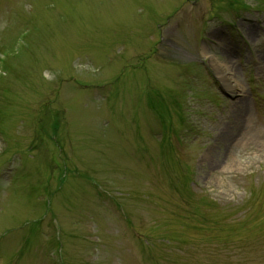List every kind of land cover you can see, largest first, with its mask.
Masks as SVG:
<instances>
[{
    "label": "rangeland",
    "instance_id": "obj_1",
    "mask_svg": "<svg viewBox=\"0 0 264 264\" xmlns=\"http://www.w3.org/2000/svg\"><path fill=\"white\" fill-rule=\"evenodd\" d=\"M0 64V264L45 261L51 212L64 264H264V0H0Z\"/></svg>",
    "mask_w": 264,
    "mask_h": 264
},
{
    "label": "bare ground",
    "instance_id": "obj_2",
    "mask_svg": "<svg viewBox=\"0 0 264 264\" xmlns=\"http://www.w3.org/2000/svg\"><path fill=\"white\" fill-rule=\"evenodd\" d=\"M221 52V51H220ZM210 61L211 64L216 71L217 76L220 78V80L225 84V86L231 90L234 91L236 88H238V83L235 81L234 74L230 71L228 68V65L226 62L219 61L215 56L211 55ZM242 109V108H241ZM243 112V111H242ZM242 114V113H241ZM245 116V112L243 114ZM243 116V117H244ZM247 119V117H245Z\"/></svg>",
    "mask_w": 264,
    "mask_h": 264
}]
</instances>
